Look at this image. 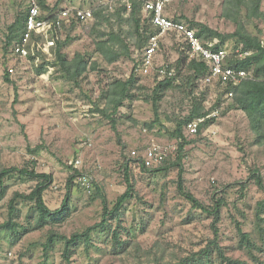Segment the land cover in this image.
<instances>
[{"label": "rangeland", "instance_id": "374dc122", "mask_svg": "<svg viewBox=\"0 0 264 264\" xmlns=\"http://www.w3.org/2000/svg\"><path fill=\"white\" fill-rule=\"evenodd\" d=\"M109 2L48 0L55 11L93 9ZM111 5L113 12L116 8ZM222 6L223 0H177L174 8L190 21L223 34L233 33L236 27L222 17ZM26 11L25 0L0 1V170L30 167L52 175L53 183L45 194L52 211L62 207L71 187L72 216L57 229L71 237L103 221L102 202L92 200L98 188L107 197L110 209L126 193L123 165L129 162L133 150L141 157L152 142L177 141L168 131H174L176 120L189 113L191 102L185 93H169L160 106L162 124L154 125L150 94L155 71L151 76H143L128 59L107 63L96 51L100 31L95 28V20L73 28L69 22L59 31L68 59L81 54L89 63L88 71L76 83L60 67L53 66V49L51 55L39 54L33 59L15 56V42L7 46L8 27ZM248 28L255 31L252 24ZM161 40L156 67L174 65L179 58L178 39L167 36ZM234 45V40L225 43L229 49ZM131 51L132 59L140 55L134 42ZM132 74L138 79L134 97L113 116V109L102 94L110 83L126 80ZM198 85L195 95L207 91L206 102L211 105V98L218 95L219 89L200 82ZM222 102L214 124L197 136L186 135L193 142L186 148L184 187L208 207L215 200H225L218 243L227 257L246 264H264V191L254 178L257 173L264 184V145L256 143L246 115L234 107L233 100L222 98ZM83 142L87 145L82 146ZM79 156L83 163L75 169L71 162ZM129 167L135 191L121 209L120 238L131 240L134 245L126 250L114 249L113 230L99 229L92 234L89 247L81 243L72 248L71 264H195L186 260L194 257L198 264H208L200 260L198 253L214 239L213 218L194 209L180 194L179 170L154 174L133 161ZM75 171L91 178V191L80 185L77 178L71 181ZM5 181L7 194L0 201V223L9 219L8 204L13 194L30 193L37 183L18 173ZM19 209L16 221L23 227L19 229L22 237L0 229V264H67L61 241H56L48 261L45 260L42 245L47 242L50 227L34 230L38 214L33 204L20 203ZM238 225L251 235L253 249L241 243ZM212 249L209 264H222L216 248L211 246Z\"/></svg>", "mask_w": 264, "mask_h": 264}, {"label": "trees", "instance_id": "16d2710c", "mask_svg": "<svg viewBox=\"0 0 264 264\" xmlns=\"http://www.w3.org/2000/svg\"><path fill=\"white\" fill-rule=\"evenodd\" d=\"M23 1V0H17ZM146 0H131L132 10L127 11L124 4L120 0H111L107 4H100L91 9L93 11V18L89 21H96L95 28L100 31V37L96 41V51L101 54L104 60L109 64H115L122 59L132 60L134 62V69L138 72V67L141 63V56L143 51L148 46L149 40L152 36L159 33V28L153 23V14L144 13V2ZM177 2V0H176ZM174 2L168 6L165 15L180 23H186L190 28L197 31V35L203 40H216L219 47H223L228 40H234L235 45L232 50H240L241 52H253L251 55L245 58H239L236 54L230 56L228 64L236 69H243L247 71H253L254 77L242 82L234 90L233 104L234 107L242 111L248 121L252 132L256 135V143L264 145V29L261 27L264 24V0H223V12L222 17L227 21L233 23L236 30L230 34H223L218 30L212 29L208 25L190 21L185 15L180 14L175 10ZM111 4H114L115 10L112 12L109 8H113ZM40 5L44 13V17L52 18L55 13V8L49 5L48 0H40ZM60 11V10H59ZM27 11L20 13L14 23L8 27L7 46H11L12 43L21 40L26 31ZM88 22V21H87ZM86 23L77 21L72 18L70 27L73 28L77 24ZM248 24H252L255 31L252 32L248 28ZM128 26V29L125 26ZM66 24H64V27ZM103 26H106L105 31ZM63 27V28H64ZM168 37L178 39L179 46L177 48L179 58L174 65H162L168 70H173L175 76L171 79L165 78L160 80L158 67H155L151 74L143 76L154 75V86L150 94V100L153 106L155 115V124H162L160 120L161 102L169 93H185L191 102L189 113L183 119L176 120V128L174 131H168L172 139L178 141L179 150L174 158L166 160L164 163L155 168H145L140 159H130L129 162H134L137 166H141L144 171H150L157 174L162 172H168L171 169H178V190L193 206L194 209L200 210L203 213L209 214L213 218L212 230L214 239L210 243V246L198 253L200 260L211 262V254L214 250H211V246L215 247L217 254L222 264H246L245 262L235 260L226 256L222 247L218 243L219 229L218 225L222 218V209L226 206L224 199L215 200L212 207L206 206L199 201L191 192L187 191L184 187V160L187 158L186 148L193 141L188 140L185 129L186 126L195 119L205 117L209 114L206 105L207 94L202 93L200 96H196V89L199 86V81L205 77L210 69L211 64L205 62L202 59L192 58L190 55L189 45L182 39L178 38L177 34H171ZM55 39V47L53 48L55 61L54 67H60L69 80L78 82L87 71L89 63L84 55L77 54L72 60H69L67 55L63 53V47L65 44L59 38V31H55L52 35ZM135 43L137 52L140 55L134 59L131 51V44ZM162 40H160L161 49ZM159 49V50H160ZM159 53V52H158ZM46 56H44L45 58ZM34 57H32L33 59ZM141 74V73H140ZM142 75V74H141ZM7 73L6 79H9ZM138 79L135 74H132L126 80H115L110 83L107 91H104L102 96L107 99V104L113 109L112 115L118 113L119 109L124 106V103L129 99H132L133 90L136 88ZM224 93H222V96ZM221 96V98H222ZM220 98V99H221ZM221 100L218 101V105ZM217 118L207 120L200 127V133L208 128L210 125L216 122ZM113 123L115 120L113 119ZM153 124L149 125V128L153 127ZM115 126V125H114ZM129 162L124 163L123 168L126 175L127 191L123 194L115 203V206L110 209L107 197L98 188L93 201L100 199L103 204L104 213L103 221L92 227H89L83 233H74L71 237H67L57 231L58 228L63 226L72 216L71 207V187L69 188L66 197L63 200L62 207L55 211L49 209L45 194L51 184L53 183V176L46 173H39L35 168L30 167L18 169L9 168L0 170V201L7 194V187L5 180L13 173H18L24 178H30L36 180V186L30 193L15 192L8 204L9 219L5 223H0V229H5L13 234L22 237L19 229L23 228L17 221L16 215L19 213V204H33L38 214L36 220V227L34 230H42L46 227H50L47 242L43 244V250L45 260L49 259V252L53 248L56 241H61L65 245L63 257L67 264H71V250L73 247L79 244H85L87 247L91 244V236L99 229L109 228L113 230L112 241L114 249L126 250L130 246H133V241H123L120 238L121 228V209L124 203L133 195L135 191L134 181L130 177ZM78 171H75V175L71 178L73 181L78 177ZM254 178L257 185L264 191V184L262 178L255 173ZM259 228L261 226L259 225ZM238 233L241 238V243L246 245L247 248L253 249L254 243L251 239V235L245 233L241 226L238 225ZM187 262L193 261L198 264L195 257L193 259H186Z\"/></svg>", "mask_w": 264, "mask_h": 264}, {"label": "built area", "instance_id": "2783aa9c", "mask_svg": "<svg viewBox=\"0 0 264 264\" xmlns=\"http://www.w3.org/2000/svg\"><path fill=\"white\" fill-rule=\"evenodd\" d=\"M3 1V0H0ZM27 3V21L26 31L21 40L15 42L12 52L15 56L22 59L31 57L38 58L39 54L51 55V50L55 47V39L52 35L55 31H60L64 24L71 22L72 18L87 22L93 18L91 9L81 8H66L58 11L52 18L44 17V12L40 5V0H25ZM125 5L128 12L132 10L131 0H120ZM176 0H146L144 2V13L153 14V23L159 28V33L150 38L148 46L143 51L141 63L138 67V72L142 75L152 73L155 65V57L160 49V40L162 37H167L171 34H177L178 38H182L190 47V55L192 58L202 59L211 64L209 73L199 82L209 87L219 89L217 96L212 97V104L206 102L209 114L205 117L195 119L190 122L185 129L187 136H197L200 134V127L207 120L218 118L220 116L223 102L222 98L232 100L234 90L242 82L254 77L253 71L236 69L228 64L231 55L236 54L239 58H245L253 52H241L240 50L233 51L225 47H219L216 40H203L197 35L195 29L190 28L186 23L176 22L165 15L168 6L172 5ZM264 45V40L262 41ZM159 79H171L175 76L173 70H168L166 67H158ZM10 73L14 72L13 68L9 69ZM222 93L224 95L222 96ZM222 96V98H221ZM221 98V99H220ZM221 100L218 105V101ZM87 145L86 142L81 144ZM178 141L169 143L152 142L145 154L141 156V162L145 168H155L164 163L170 158H174L178 153ZM140 159V154L137 150L131 152L130 159ZM81 156L71 162L75 169L82 166ZM77 181L87 191H91L93 184L91 178L86 174H79Z\"/></svg>", "mask_w": 264, "mask_h": 264}]
</instances>
